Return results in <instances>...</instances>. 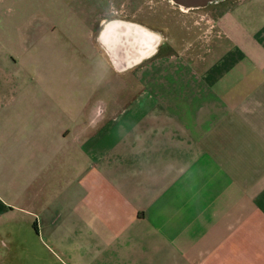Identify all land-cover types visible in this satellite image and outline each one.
Instances as JSON below:
<instances>
[{"label": "crops", "instance_id": "0c3cea01", "mask_svg": "<svg viewBox=\"0 0 264 264\" xmlns=\"http://www.w3.org/2000/svg\"><path fill=\"white\" fill-rule=\"evenodd\" d=\"M26 2L0 0V264H264V0L171 6L139 65L128 5Z\"/></svg>", "mask_w": 264, "mask_h": 264}, {"label": "water", "instance_id": "95a60500", "mask_svg": "<svg viewBox=\"0 0 264 264\" xmlns=\"http://www.w3.org/2000/svg\"><path fill=\"white\" fill-rule=\"evenodd\" d=\"M174 6L179 7L185 12L197 11L208 8L211 5L218 4L224 0H169ZM135 43L132 48L135 52V65L155 56L158 47L162 43V38L148 28L137 24L135 27ZM116 60V59H115ZM114 60V61H115ZM118 61V60H117Z\"/></svg>", "mask_w": 264, "mask_h": 264}, {"label": "rangeland", "instance_id": "374dc122", "mask_svg": "<svg viewBox=\"0 0 264 264\" xmlns=\"http://www.w3.org/2000/svg\"><path fill=\"white\" fill-rule=\"evenodd\" d=\"M24 1L26 2V1H30V0H24ZM41 1L42 2H55L57 5H60L61 3H65L66 0H41ZM87 1L91 2V1H95V0H87ZM100 1L110 2V3L116 4V6L121 5V7H123V8L124 7L127 8V5L129 4V2H131L132 3L131 12H132L133 16L137 17V22H138L137 24L144 26V27L148 28L149 30H152L159 37H161L163 39V41H165V21H167L169 16L165 17V15H164L163 17H160V16L153 15L154 17H151V15L148 14V12L150 13V11H148L149 7H148V4L145 0H100ZM230 1H232V0H224L225 3H228ZM214 6H215V4L209 6L206 9H203L201 11L199 10V11L201 13L202 12L208 13V12H210V10L213 9ZM62 9H63V7H61L59 10H57L59 17H61V15L63 13ZM28 11L29 10L27 9L26 12H28ZM131 12L129 13V16H130ZM173 17H174L173 19H175V20H173V19H170V20L174 21V23L176 25V31H179V25H178V23H179L178 18L179 17L178 16H173Z\"/></svg>", "mask_w": 264, "mask_h": 264}, {"label": "flooded vegetation", "instance_id": "af4514ba", "mask_svg": "<svg viewBox=\"0 0 264 264\" xmlns=\"http://www.w3.org/2000/svg\"><path fill=\"white\" fill-rule=\"evenodd\" d=\"M145 1L148 4V7H149L148 8V11H150V13L148 12V14H150L151 17H154L153 15L163 17L164 15L167 14V11L169 10V8H171V6H174L169 0H145ZM128 5H129L128 8L130 9V12H131L132 3L129 2ZM178 8L179 7H177V9ZM179 9H178V11H179ZM176 13L179 14L180 11L179 12H176ZM130 15L133 18L137 19V17H135V16L132 15V12H131Z\"/></svg>", "mask_w": 264, "mask_h": 264}]
</instances>
